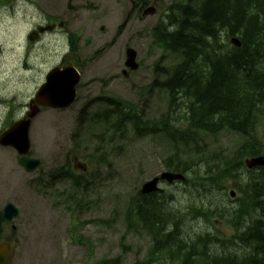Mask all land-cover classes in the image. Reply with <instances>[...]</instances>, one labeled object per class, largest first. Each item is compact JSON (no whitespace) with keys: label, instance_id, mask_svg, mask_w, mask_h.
I'll use <instances>...</instances> for the list:
<instances>
[{"label":"rangeland","instance_id":"obj_1","mask_svg":"<svg viewBox=\"0 0 264 264\" xmlns=\"http://www.w3.org/2000/svg\"><path fill=\"white\" fill-rule=\"evenodd\" d=\"M72 2L78 9H69L68 0H14L15 27L0 31V132L22 117L46 73L69 52V32L78 33L77 54L82 61H88L87 68L81 69L76 102L64 109L44 107L33 117L30 154L42 159L38 169L27 172L18 163L13 147H0V207L13 201L21 211L15 222L13 264H93L101 258L117 256L122 257L121 264H136L147 253L151 239L139 227L131 230L126 218L131 200L143 184L166 169L164 162L172 154L181 160L196 154L213 160L215 155H233L244 138L237 132L222 130L203 136L197 151L194 146L187 149L181 144L175 151L162 134L139 136L130 127L113 143L107 134L101 140L108 164L92 162L100 144L96 133H101L103 126L94 123L89 114L103 110L108 106L106 98L113 95L136 105L144 119L161 118L167 112L168 94L152 85L156 79L163 81L166 67L176 65L179 58L153 41L152 28L159 12L143 17L134 12L120 28L131 0ZM168 2L160 3L164 6ZM90 3L92 8L88 7ZM197 3L193 0L194 5ZM11 11V4H7L1 13L10 17ZM55 20L66 21L65 28L41 34L36 41L28 38L38 25ZM127 47L137 51L142 65L129 78L121 71ZM81 112L84 117L80 120ZM255 131L264 143V115L258 114ZM71 153L89 168V186L80 199L73 194L70 181L60 180L54 189L53 179V186L45 187L46 175L69 164ZM162 187L179 204L195 202V197L185 196V186L180 181L166 182ZM231 190L228 187L224 194L213 191L211 197L206 196L221 202L225 209H236L238 194L231 196ZM251 219L245 216L243 224ZM215 228L226 237L234 232L225 219L218 217Z\"/></svg>","mask_w":264,"mask_h":264},{"label":"trees","instance_id":"obj_2","mask_svg":"<svg viewBox=\"0 0 264 264\" xmlns=\"http://www.w3.org/2000/svg\"><path fill=\"white\" fill-rule=\"evenodd\" d=\"M171 15L168 26L160 22L152 30L157 45L179 55V62L164 70L165 79L152 85L167 92V112L160 119H144L136 105L118 100L115 114L91 115L106 124L96 136L109 134L112 143L131 127L140 136L162 134L173 149L181 143L196 151L203 136L222 130L238 132L245 140L231 156L211 160L196 154L181 160L172 154L165 160L167 170L188 175L185 196L195 202L179 204L168 191L139 193L126 224L144 228L152 246L136 264H264V167L249 170L244 164L248 156L264 155L255 131L258 114L264 115V0H198L197 5L180 0ZM236 36L240 47L231 42ZM70 37L74 44L75 33ZM105 156L98 148L95 161L106 164ZM75 184L86 187L89 181L79 177ZM228 187L240 193L236 209L209 198ZM247 215L252 219L244 225ZM217 217L232 225V235L212 230ZM121 260L104 257L95 264Z\"/></svg>","mask_w":264,"mask_h":264},{"label":"water","instance_id":"obj_3","mask_svg":"<svg viewBox=\"0 0 264 264\" xmlns=\"http://www.w3.org/2000/svg\"><path fill=\"white\" fill-rule=\"evenodd\" d=\"M53 28V25H48L45 27H40L39 31H45V30H51ZM36 35L38 31L35 32ZM33 35H30V38L33 39ZM233 42L236 45H240L239 40L237 38L233 39ZM135 57H136V51L133 49L128 50V64L132 66V68H137L138 64L135 62ZM79 74L76 71V69L73 66L66 67L65 70H58L54 69L52 70L48 76V82L43 85L41 90L37 94L38 100L43 104H48L52 106H67L71 104L75 100L76 96V83L79 81ZM35 112V111H33ZM29 114H33L30 112ZM30 124V120L26 119V121H23L22 123L19 124L18 128L17 126H14L11 128V131H17L19 129H23L22 132H19L17 134V141H5L7 140L8 133L5 134V138H3L4 142L0 139V141L3 144H14L19 150L20 153L22 154L20 157V163L26 167L28 171L34 170L39 164L40 160L38 159H30L27 156H25V153L28 152L30 143H29V138H28V127ZM246 164L250 167L253 168L255 166H263L264 165V156H256V157H251L247 158L245 160ZM177 178H184L182 174H175L171 172H165L163 173L160 177H156L153 180L147 182L144 187H143V192H151L153 190H158L157 183L159 179H167L169 181H172ZM234 194V192H232ZM15 211V212H14ZM14 215H10L13 214ZM19 209H15L14 205L12 203H9L6 205L4 209V215L6 218H11L17 214L19 215ZM10 215V216H7ZM3 248L0 249L2 251ZM2 255H4V262L3 264H10V252H7L3 250L0 252V258L2 259Z\"/></svg>","mask_w":264,"mask_h":264},{"label":"flooded vegetation","instance_id":"obj_4","mask_svg":"<svg viewBox=\"0 0 264 264\" xmlns=\"http://www.w3.org/2000/svg\"><path fill=\"white\" fill-rule=\"evenodd\" d=\"M12 1L13 0H0V29H4V28L8 27V25H6L4 22V15L1 13V11L4 10V7L7 5L6 4L7 2L9 5V4H11ZM168 1H169L168 4L163 6L160 3L161 0H131V8L128 11L127 16H128V18H130V16L133 15L134 12H137L139 14V13H142L143 11H145L146 9H148L149 7H155L156 11L160 12V13L162 11H164L166 8L169 15L172 16L171 15L172 10H176L178 0H168ZM91 6H93V4ZM75 9H78V7L76 6ZM163 18H164V14H163ZM15 20H16V17H13V24L14 25L10 26L9 28L15 27V23H16ZM163 26H168V25L164 24ZM74 53H76V52H74ZM70 55H72L71 52H70ZM69 60H71V59L69 57H67V55H66L63 58L61 63L66 64L69 62ZM122 73L125 75H128V76L130 74L129 71H125V69H122ZM3 218H4V215H3V209H2L0 211V244L2 242H5V241H12L15 243V246H16V244H17V223L14 224L13 222H7ZM14 259H15V254H13V259H12L11 264H13Z\"/></svg>","mask_w":264,"mask_h":264},{"label":"bare ground","instance_id":"obj_5","mask_svg":"<svg viewBox=\"0 0 264 264\" xmlns=\"http://www.w3.org/2000/svg\"><path fill=\"white\" fill-rule=\"evenodd\" d=\"M177 2H180V0H178ZM241 169V168H240ZM247 177V176H246ZM241 178V177H240ZM242 179V178H241ZM240 180V179H239ZM227 188L224 189V192L226 191ZM224 194V193H223ZM231 198V197H230ZM233 203V202H232ZM237 206V205H236Z\"/></svg>","mask_w":264,"mask_h":264}]
</instances>
